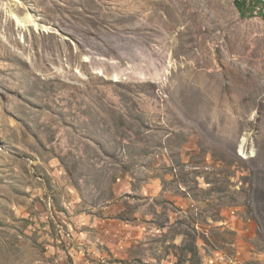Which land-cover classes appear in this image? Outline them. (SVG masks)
<instances>
[{
  "label": "rangeland",
  "instance_id": "374dc122",
  "mask_svg": "<svg viewBox=\"0 0 264 264\" xmlns=\"http://www.w3.org/2000/svg\"><path fill=\"white\" fill-rule=\"evenodd\" d=\"M0 264H264V19L0 0Z\"/></svg>",
  "mask_w": 264,
  "mask_h": 264
},
{
  "label": "trees",
  "instance_id": "16d2710c",
  "mask_svg": "<svg viewBox=\"0 0 264 264\" xmlns=\"http://www.w3.org/2000/svg\"><path fill=\"white\" fill-rule=\"evenodd\" d=\"M234 4L242 19H264V0H234Z\"/></svg>",
  "mask_w": 264,
  "mask_h": 264
},
{
  "label": "bare ground",
  "instance_id": "6f19581e",
  "mask_svg": "<svg viewBox=\"0 0 264 264\" xmlns=\"http://www.w3.org/2000/svg\"><path fill=\"white\" fill-rule=\"evenodd\" d=\"M19 24H20V26L24 27V26L27 25V21H25V20H20ZM243 147H244V146L241 147V151H243Z\"/></svg>",
  "mask_w": 264,
  "mask_h": 264
}]
</instances>
